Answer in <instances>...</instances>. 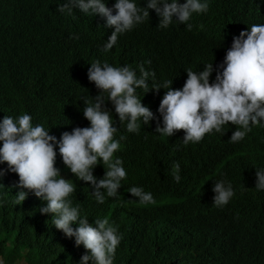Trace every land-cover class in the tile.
I'll list each match as a JSON object with an SVG mask.
<instances>
[{
	"label": "clouds",
	"instance_id": "obj_1",
	"mask_svg": "<svg viewBox=\"0 0 264 264\" xmlns=\"http://www.w3.org/2000/svg\"><path fill=\"white\" fill-rule=\"evenodd\" d=\"M215 3L223 22L209 20ZM56 9L74 21L57 31L55 50L84 52L88 21L110 31L105 51L131 30L140 41L122 64H90L96 95L70 113L59 96L44 118L0 120V164L16 203L83 245L80 264H113L119 230L75 197L80 191L102 204L105 192L115 199L124 185L151 221L164 207L183 217L169 231L178 247L163 264H224L223 246L236 243L225 228L234 192L217 171L244 145L241 167L264 165V0H65ZM23 62L27 78L38 71L32 56ZM253 187L264 190V167Z\"/></svg>",
	"mask_w": 264,
	"mask_h": 264
},
{
	"label": "trees",
	"instance_id": "obj_2",
	"mask_svg": "<svg viewBox=\"0 0 264 264\" xmlns=\"http://www.w3.org/2000/svg\"><path fill=\"white\" fill-rule=\"evenodd\" d=\"M63 1L0 0V120L9 113L16 119L24 112L44 118L47 112L54 110L52 106L59 96L66 97L70 113L74 107L85 104V98L96 95L97 88L87 76L91 63L99 61L102 65L116 66L123 63L124 57L134 54L135 45L140 41L137 29L120 36L117 49L105 51L103 48L111 33L91 21L87 22L84 52L70 53L52 48L50 43L57 31L74 21L57 11V5ZM222 10L215 3L209 20H226ZM216 30L214 34L219 33L217 27ZM27 56H32L39 64L38 71L28 78L23 62ZM38 76L35 82L31 80ZM107 107L113 112L112 103ZM176 150L177 153L183 150L177 141ZM249 150L248 146H242L231 154V163H225L217 171L218 180L232 184L234 192L226 211L225 228L236 243L229 249L223 246L220 260L224 264H264V190L259 193L253 187L254 171L264 165L241 167ZM7 167V164H0L2 170L6 171ZM233 167L240 168L232 170ZM10 175L6 171L0 178L2 264H80L81 257L88 254L83 245L77 247L74 237L66 239L56 235L47 217L36 215L26 201L16 203L17 194L12 189ZM130 175L128 172L127 180ZM124 189L122 185L121 194L115 199L107 197L105 192L102 204L95 196H85L80 191L75 198L87 199L96 207L98 218H108L119 230L122 239L114 255L119 254V258L114 260L113 257V264H157L154 260L163 264L178 247L169 231L183 217L172 208L164 207L151 221L143 208L122 192ZM259 194L260 198L253 204ZM186 229L192 231L187 223ZM155 240H158L156 247L151 244ZM211 254H215L214 249Z\"/></svg>",
	"mask_w": 264,
	"mask_h": 264
}]
</instances>
